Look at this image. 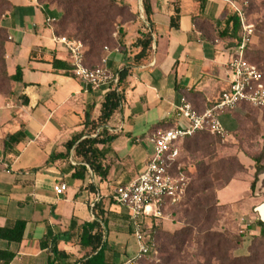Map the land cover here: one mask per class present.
<instances>
[{
  "label": "crops",
  "instance_id": "crops-1",
  "mask_svg": "<svg viewBox=\"0 0 264 264\" xmlns=\"http://www.w3.org/2000/svg\"><path fill=\"white\" fill-rule=\"evenodd\" d=\"M119 1L137 12L136 0ZM8 2L5 66L8 75L19 67L21 82L10 81L8 92L0 93V227L23 220L25 228L19 244L0 240V250L15 254L10 262L0 264H47L48 259L55 264H76L89 251L79 244L80 225L95 219V203L99 206L96 213L107 221L106 264H120L132 253L129 240L133 238L126 211L112 202L110 194L142 171L151 157L145 155V162L142 142L154 130L176 125V106L182 99L202 112L227 87V63L234 42L221 33L227 17L238 8L230 0H150L149 21L143 16L149 27L140 19L151 31L152 49L134 63L139 49L132 44L145 29L138 21L126 27L122 50L109 51L104 64L112 74L130 67L123 84L124 100L106 124L88 135L86 110L89 107L90 119L96 120L108 88H91L76 79L72 70L52 66L53 59L70 66L66 52L53 41L54 24L45 23L46 17L58 19L56 11L50 9L54 14H46L37 0ZM172 18L177 27L170 25ZM239 112L235 109L221 114L220 120L224 116L232 128L228 131L221 120L227 133L234 136L243 123L253 122L257 131L254 144L264 146V112L253 121ZM79 133H84L81 139L98 134L113 137L98 145L104 151L102 165L108 169L105 179L100 180L90 169L83 180L71 178L78 162L73 149L66 154L65 143ZM238 161L253 175L250 156L241 151ZM259 181H264L263 175ZM250 182L231 179L216 191L219 204L251 196ZM258 182L254 196L261 194L263 200L251 205L254 210L264 204V188L259 191ZM61 183L66 190L56 195L53 186ZM257 214L255 221H248L251 235L259 233L255 222L261 219Z\"/></svg>",
  "mask_w": 264,
  "mask_h": 264
},
{
  "label": "trees",
  "instance_id": "trees-1",
  "mask_svg": "<svg viewBox=\"0 0 264 264\" xmlns=\"http://www.w3.org/2000/svg\"><path fill=\"white\" fill-rule=\"evenodd\" d=\"M37 1L38 4L44 9L46 14H54L53 11L49 10V4L51 2L55 3L61 9L59 21H57L56 26L54 27L55 35H61L56 29L57 26L66 27L69 24H73L75 37L78 38L77 40L81 41L83 45L86 44L90 49V52L96 50L99 45H102L108 41V23L107 21H98V18L100 17L98 14L103 8V6H101L102 4L99 2L100 0ZM109 1L113 5L114 3L116 4V2L120 3L119 6L121 8L127 7L126 4L119 0ZM259 5L264 6V0H261ZM141 7L144 17L147 21H149V16L151 13L150 0H141ZM136 14L138 17V22L145 29V31L132 44L133 47L139 49L137 54H135L133 57L134 63H138L148 55L152 49L153 43L151 31L145 27L143 21L140 19L138 9ZM170 25L172 27H177L175 18L171 19ZM256 29L259 33V38L261 41H264V12L262 19L256 25ZM241 31L242 29L239 16L236 11H233L226 19L225 29L221 35H225L226 37L232 39L234 42L232 44L235 46L240 41ZM4 44L5 40H1L0 50L4 49ZM120 48L122 50L121 44ZM262 55V51L256 52V62L264 59V55L263 57ZM251 62L255 64V62ZM52 66L56 69L64 68L67 71L72 70L68 64L56 59L52 60ZM129 72L130 67H124L121 70L116 71L115 75L117 76V82L115 85H109L107 87L108 89L104 95L100 106L99 115L96 120L93 121L90 119V108H87L84 123L86 127H88L86 132L88 135L94 133L99 125L106 124L112 115L120 108L123 99L121 87L128 77ZM3 75H5L10 81L21 82V70L19 67H16L15 73L13 75H8L5 66ZM246 106L250 107L248 105H239L236 109L241 110L242 107ZM201 133L204 132H198L193 136ZM83 135L84 133H79L65 143L67 151L66 154H68L69 151L73 149V156L78 162V165H76L74 168L71 178L74 180H83L87 174V169H90L93 175L99 177L100 180H103L107 176L108 169L102 165L101 160L104 158V151L98 149V145L110 142L113 140V137L108 135L103 137L101 134H98L93 138L88 136L81 139ZM11 138L12 135L6 139V142H4L5 147L7 146V140L9 141ZM190 138L191 137L183 140L182 152L188 151V147L186 145ZM256 149L257 152L250 155L254 168L252 180L250 182V194L252 197L254 196L259 176H264V146L259 148L256 147ZM237 164L239 171H244V167L239 161H237ZM207 170L208 168L204 167L199 171V176L197 179L199 184L196 186V188H194L190 195L192 200H189L188 208L181 211V228L173 233H164L161 246L156 242L159 252H162L163 254L164 264H180V262L183 264L186 259H184L181 254L185 252L186 254L190 255V253H188L184 248L186 245L192 243L196 245V250L199 254L198 256L202 259L201 263L196 264H214L212 263V259L215 260L216 264H259L262 257L260 256L259 251L253 249L251 245L246 247L245 254L237 253V250L246 243L243 237L232 235L228 231L217 232L213 230L212 224L215 220V211L216 209H222L224 205L219 204L216 193L214 194L215 202L213 204H209L208 198L201 197V195L209 189V184L207 182ZM233 178L234 176H232L227 181V183ZM88 187L92 191L94 190L91 185ZM188 191L189 184L186 189L183 201L178 205L172 206L168 210L170 212V216H175L178 213L177 208L185 201L186 197L188 196ZM98 207V203H95L92 207V213L95 216V219L92 222L83 223L80 225L81 235L79 244L83 248H88L89 251L86 256L76 260V264H106V239L104 240V229L107 226V221L101 215L99 216V214L96 213ZM255 225L259 228V233L258 235H251L252 243H258L260 247L264 246V223L257 219ZM24 228L25 222L23 220L16 221L11 227H0V240L6 241L9 244H19L23 238ZM152 229L156 236L159 231H161L160 220L157 222L153 221ZM47 235L48 234H46V236ZM53 242L54 247L52 248V251L56 256V242L55 240ZM14 256L15 254L8 249L0 250V261H3L4 263L10 262ZM47 264L55 263L54 260L48 259Z\"/></svg>",
  "mask_w": 264,
  "mask_h": 264
},
{
  "label": "built area",
  "instance_id": "built-area-1",
  "mask_svg": "<svg viewBox=\"0 0 264 264\" xmlns=\"http://www.w3.org/2000/svg\"><path fill=\"white\" fill-rule=\"evenodd\" d=\"M235 11L242 31L240 41L232 48L227 63V87L202 112L196 111L190 102L182 99L176 106L177 124L156 129L145 137L153 145V150L142 171L132 181L114 187L110 194L112 202L126 211L127 228L136 243L135 254L120 264H138L159 255L152 223L170 218L168 210L183 201L189 183L181 159L183 140L198 132H208L223 139L227 136L220 120L223 112L232 111L239 105L264 109L262 73L246 56L253 26L246 23L242 11ZM57 21L53 17L45 19L47 25ZM53 41L66 52L73 76L86 86L98 88L116 84L117 76L105 68V59L99 66L86 64L85 48L81 41L55 34ZM140 141L137 139V142ZM65 190L63 183L53 186L56 195L63 194Z\"/></svg>",
  "mask_w": 264,
  "mask_h": 264
},
{
  "label": "rangeland",
  "instance_id": "rangeland-1",
  "mask_svg": "<svg viewBox=\"0 0 264 264\" xmlns=\"http://www.w3.org/2000/svg\"><path fill=\"white\" fill-rule=\"evenodd\" d=\"M230 1L232 2V4H234L235 7L243 12L246 18V23L253 26V34L247 46L246 55L249 61L255 62V64L259 67L264 82V59L256 62L257 51H262L264 55V41H261V39L259 38V33L256 29V25L262 19L264 6L259 5V2L261 0ZM99 2L102 4L101 6H103V8L102 11H100V13L98 14L100 16L98 18V21H107V25L109 26V39L106 43L99 45V47L92 52H90L88 46L84 44V48L86 51V63L87 65L92 67L102 64V60L105 59L106 54L109 51L116 48L121 50L120 44L122 42L123 31L128 25L135 24L138 21L136 12H131L128 6L126 8H121L119 6L120 3L116 2V4L114 3L113 5L109 0H100ZM136 3L138 5V0L136 1ZM49 5L51 10L58 13L59 21L61 9L55 3L51 2ZM10 9L11 6L8 0H0V41L5 40V44L7 41H9V35L4 27V21ZM56 23L54 24V27L56 26ZM56 29L63 36L78 39L75 37L73 24H69L66 27L57 26ZM5 44L4 49L0 50V93L8 92L10 85V80H8L5 75H3V71H5ZM121 94L123 96V101V86L121 87ZM263 112L264 109L259 110L246 106L242 107L239 114L249 117V119L253 121ZM150 120L151 118L148 119L149 122ZM221 120L225 123L224 116L221 117ZM225 126L228 131H231L232 128L229 125L225 123ZM256 133L257 131L254 123L250 122L248 124L243 123L239 129V132L235 133L234 136H232V134L228 132L227 136L221 139L219 137L211 135L208 132H204L191 137L187 141L186 146L188 147V151L182 152V162L189 178L188 196L186 197L185 201L177 208L178 213L175 216H170V218L167 220H160L161 231H159V233L155 236L157 244L161 246L164 233H173L181 228V211L188 208V202L189 200H192V198H190V195L194 188H196V186L199 184L197 179L199 176V171L202 168H208L207 182L209 184V189L206 190L201 195V197L208 198L209 204H213L215 202L214 194L216 193V191L223 188L232 176H234V178H240L244 180L248 179L250 181L252 180V174L248 173L247 170L244 169V171H239L237 161L238 154L241 151L245 152L247 156H250L251 154H255L257 152L256 146L254 144ZM122 139L124 140V138ZM127 145L128 147H130L131 143H128ZM142 146L146 148V152L142 156L143 158H145L146 162L147 158L145 155H147V157L151 156L153 145L145 140L144 142H142ZM258 187L259 191H261V189L264 188V181L262 183L259 181ZM262 200L263 197L260 194L259 196H248L247 198H242L231 204L224 205L222 209H216L214 216L215 220L212 224V228L214 231H228L232 235L243 237L246 243L237 250V253L245 254L246 247L248 245H251L253 249L259 251V254L262 257L259 264L264 263V246L260 247L258 243H252V236L250 234V231L248 230L247 225L248 221H255L256 216L258 215L257 212H255L254 208L251 207V205L256 206ZM168 213L170 212L168 211ZM129 247L130 252L132 253H130L128 257H131L136 252V243L134 239L132 240L130 238ZM184 249L188 253H190V255L186 254L185 252L181 254L184 259H186L183 264H196L202 262V259L198 256L199 254L194 243L186 245ZM212 263L216 264L214 259H212ZM138 264H164L163 254L162 252H159V255L156 258H146L140 261Z\"/></svg>",
  "mask_w": 264,
  "mask_h": 264
},
{
  "label": "water",
  "instance_id": "water-1",
  "mask_svg": "<svg viewBox=\"0 0 264 264\" xmlns=\"http://www.w3.org/2000/svg\"><path fill=\"white\" fill-rule=\"evenodd\" d=\"M138 11H139V16H140V18L144 21L143 16H142L141 0H138ZM144 23H145V21H144ZM145 25H146V27H149L147 23H145ZM255 210H256V211L258 210V206L255 208ZM259 215H260V213H259ZM260 219H261V221L264 222V220H263V218L261 217V215H260Z\"/></svg>",
  "mask_w": 264,
  "mask_h": 264
},
{
  "label": "bare ground",
  "instance_id": "bare-ground-1",
  "mask_svg": "<svg viewBox=\"0 0 264 264\" xmlns=\"http://www.w3.org/2000/svg\"><path fill=\"white\" fill-rule=\"evenodd\" d=\"M257 212L260 213L261 217L264 220V204L258 207Z\"/></svg>",
  "mask_w": 264,
  "mask_h": 264
}]
</instances>
